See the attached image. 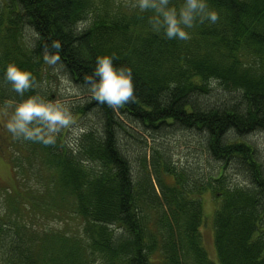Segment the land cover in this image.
<instances>
[{
	"label": "trees",
	"instance_id": "trees-1",
	"mask_svg": "<svg viewBox=\"0 0 264 264\" xmlns=\"http://www.w3.org/2000/svg\"><path fill=\"white\" fill-rule=\"evenodd\" d=\"M91 1L3 0L0 6V105L13 116L29 97L47 102L55 92L45 82L54 72L88 96L74 108L84 124L77 139L55 136V144L45 146L13 135L9 148L21 192L2 191L21 217L37 218L46 215L57 190L71 199L83 233L51 236L41 227L29 233L28 220L2 213L0 264H264V160L246 140L264 131V77L256 76L264 69V0H206L219 19L197 21L186 29L188 41L154 31L151 10L139 19L144 28L134 25L136 13L117 17L99 9L78 31ZM182 3L170 0V7ZM111 17L116 29L103 23ZM239 44L249 52L240 56ZM180 46L183 56L174 51ZM45 50L60 60L46 62ZM103 56L131 70L134 102L111 108L94 99L85 78H95ZM9 64L32 74L23 96L5 79ZM170 133L196 141L199 163L178 166L161 143L148 156L143 139L157 142ZM42 176L51 177L46 194L28 186L31 177ZM214 183L228 189L214 218L217 262L200 232L202 194ZM187 201L194 205L189 213ZM48 238L63 240L55 253Z\"/></svg>",
	"mask_w": 264,
	"mask_h": 264
},
{
	"label": "rangeland",
	"instance_id": "rangeland-1",
	"mask_svg": "<svg viewBox=\"0 0 264 264\" xmlns=\"http://www.w3.org/2000/svg\"><path fill=\"white\" fill-rule=\"evenodd\" d=\"M92 1H94L93 13H97L102 4L108 5V9L115 8L109 0ZM2 2L3 0H0V6L2 5ZM128 2L129 3L127 6L121 5V8L123 10L112 11L111 14L120 13V15H123V13H136V11H138V7L134 8L132 6L136 3V0H128ZM95 17L98 16H94L90 13L86 22L89 23L91 20H94L93 18ZM45 86L47 87V89L55 92L54 96L48 98V101L45 103L66 108L68 111H70L73 118V123L70 126L62 129L55 136L59 137V139L67 140V142H70L72 139H77L82 133L84 124L82 121L83 118H78V115L77 113H75L74 108L77 107V103L79 101L83 100V97L80 95L75 84L71 83L70 80L63 76V74L57 75L54 72L53 76H51V78H49V80L45 82ZM12 117L13 116L11 115L10 108H6L0 105V216L2 215V213H6L9 217H12L20 223L21 221L26 219L28 220V223L31 227H41L39 231H48L50 232L51 236L55 234V232H60L63 235H65L64 233H66L67 237L77 236L78 238L83 233V224H81V222H79L72 214V207L70 206L72 202L71 199L63 198V196L56 192L57 190H52L53 194L50 197L52 201L48 203V207L45 206V210H47L46 215H39L37 213V218H35V215L33 217H21V211L18 210L16 205L14 208L13 206L9 207L8 205H6L7 202L5 200V194L2 193L3 190L9 189L13 193L21 192V185L18 184L17 174L14 169L15 164H13L12 160L13 149L9 148V145L11 144L13 139V134L7 130V123ZM146 138L148 139L143 140L147 141L148 143V156L150 153V149L156 147L158 143H161L163 145L164 151L169 153L168 155L170 156V160L179 166L186 165L188 160L190 161L189 164L193 165L194 162L198 161V159L200 158L198 154L200 152L198 150V144L196 143V141L193 138L187 137L182 133H179L177 135H171L170 133L168 134V136L166 135V137L163 136L161 138L158 136L159 139L157 140V142H155L152 138ZM246 140L248 141V143H251L259 150L260 156L264 160V131L253 134L247 137ZM194 155L196 156L192 157ZM14 157L16 158L15 155ZM196 157H198L197 160H195ZM207 173L210 174L209 171ZM50 179L51 177L42 176V180L38 181L36 178L31 177L28 186L38 194H46V191H48ZM237 182L240 183L239 180H237ZM169 183H172V181L169 180ZM222 199V195L214 187H209L202 194L201 204L204 217L200 232L203 240V245L208 252L209 257L214 262H217L215 250L214 218L217 209L220 207L219 203L222 201ZM18 207L22 209L20 204L18 205ZM58 211L62 213H58ZM150 214L152 217L154 216L153 212H151ZM34 221L36 222V224L33 225ZM18 225L21 226V224ZM112 234L113 236L118 235V230H114ZM39 239L43 240L40 235ZM48 241H50L51 244L47 247L51 248V252L53 253L58 251L61 244H63V240L59 241L53 238H48Z\"/></svg>",
	"mask_w": 264,
	"mask_h": 264
},
{
	"label": "clouds",
	"instance_id": "clouds-1",
	"mask_svg": "<svg viewBox=\"0 0 264 264\" xmlns=\"http://www.w3.org/2000/svg\"><path fill=\"white\" fill-rule=\"evenodd\" d=\"M132 6L142 12L153 11L155 15L149 19V23L154 31L163 29L169 40L188 41L191 36L186 29L193 28L197 21L201 24L205 21L215 24L219 19L217 12L209 9L206 0H183L179 8L170 7V0H136ZM87 23L77 21V30H83ZM52 48L59 50L61 44L53 41ZM44 59L55 64L60 56H50L45 50ZM93 75L98 79L86 77L85 84L100 105L118 108L134 102L132 72L124 67H114L112 57H98ZM5 79L12 85V91L20 96L32 87V74L14 64L7 66ZM72 123V115L66 108L47 104L37 97H29L16 107L15 114L7 123V130L17 138L22 136L25 140L52 146L55 144V135ZM33 124L40 126L30 127Z\"/></svg>",
	"mask_w": 264,
	"mask_h": 264
},
{
	"label": "bare ground",
	"instance_id": "bare-ground-1",
	"mask_svg": "<svg viewBox=\"0 0 264 264\" xmlns=\"http://www.w3.org/2000/svg\"><path fill=\"white\" fill-rule=\"evenodd\" d=\"M112 4H113V6L115 7L114 9H108V5H104V4H102L101 6H100V9H104V10H106V11H108V13L109 14H111V12L112 11H116V10H123L122 8H121V5H125V6H127L128 5V0H120V1H118V0H109ZM93 2L91 1V2H89V6H88V12H89V14L91 13V14H93V4H92ZM135 8V7H134ZM137 9V8H136ZM94 15V14H93ZM120 15V13L118 14H116V16L118 17ZM116 17V18H117ZM116 18H112L111 17V19L110 20H106V21H104L103 23H105V24H108L109 26H114L115 24H116ZM140 18H142V11L138 8V11H136V15L134 16V25L135 26H137V27H139V28H144V26H145V22L144 21H140L139 19ZM115 27V26H114ZM115 29H116V27H115ZM173 41H169V43H172ZM175 45H176V43H175ZM170 46L174 49L175 48V46H173V45H171L170 44ZM177 46V45H176ZM238 46V45H237ZM241 47V45L239 44V48ZM174 51H176L177 53H179V55L180 56H183V50H182V48H181V46L180 47H177ZM246 52H249V50L248 51H246V49H243L242 50V47H241V52H240V56H242L243 54H245ZM1 55L2 54H0V60L2 59L1 58ZM252 56V55H251ZM249 58H252V57H249ZM256 76L258 77H264V69L263 70H261V71H259V73L258 74H256ZM82 97H83V100L85 101V103H86V100L88 99V96H84L83 94H80ZM79 95V96H80ZM84 98H86V99H84ZM83 100H81V101H83ZM81 101H79V102H81ZM78 102V103H79ZM20 161H21V157H20V159H19ZM179 166V165H178ZM182 167H186L187 168V166L186 165H182ZM207 168H206V175H207ZM209 187H218L219 189H220V194L222 195V196H226L227 195V193H228V189L226 190V188L225 187H222V186H219L218 184H216V183H214V184H212V185H208V187L205 189V190H207ZM204 190V191H205ZM194 194H197V193H192V194H190V197L191 198H195V196H194ZM154 203H158V200L156 201H154ZM221 203V202H220ZM219 203V204H220ZM167 205V202L165 201V202H163L162 203V205ZM169 204H171L170 202H169ZM172 205V204H171ZM183 210L184 211H186V213H189V212H191V211H193L194 210V205H192L191 203H190V201H187L184 205H183ZM218 210V209H217ZM202 217H204V214H203V212H202ZM86 224H88V223H86ZM27 231L29 232V233H33V232H36V228L35 227H30V228H28L27 229ZM208 253V252H207ZM209 255V254H208ZM42 256V255H41ZM43 257V256H42ZM41 257V258H42Z\"/></svg>",
	"mask_w": 264,
	"mask_h": 264
}]
</instances>
